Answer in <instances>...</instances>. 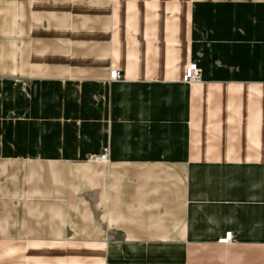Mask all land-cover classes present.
I'll list each match as a JSON object with an SVG mask.
<instances>
[{
	"label": "crops",
	"instance_id": "obj_1",
	"mask_svg": "<svg viewBox=\"0 0 264 264\" xmlns=\"http://www.w3.org/2000/svg\"><path fill=\"white\" fill-rule=\"evenodd\" d=\"M97 1L0 0V243L264 264V0H109L102 27Z\"/></svg>",
	"mask_w": 264,
	"mask_h": 264
},
{
	"label": "rangeland",
	"instance_id": "obj_2",
	"mask_svg": "<svg viewBox=\"0 0 264 264\" xmlns=\"http://www.w3.org/2000/svg\"><path fill=\"white\" fill-rule=\"evenodd\" d=\"M98 5L95 6L97 8V13H98V20H97V24L98 26H103V24L107 25L108 23V14H109V9L110 8V2L109 0H104V2H100L97 1ZM95 18V16H94ZM94 32H93V38L91 39L89 46H93V40H94V46L93 49L94 51L97 50L98 53H96L97 56L102 57L101 52L102 50H105L106 47V43H107V39H108V33L107 34H103L102 31H100L101 29L98 28L97 26H95ZM82 34L78 33V36H82ZM74 34L71 36L72 38ZM70 38V35L67 37V39ZM106 41V42H105ZM75 43V42H73ZM79 47H81L80 45H78ZM85 48V47H83ZM92 158V157H91ZM90 158V160L92 161V159ZM94 161V160H93ZM104 162H109V160L104 161ZM229 234V233H228ZM21 245L18 244H7V243H0V264H24L25 263V254L23 253V249L21 247ZM10 248L14 249V252H12V250L9 251ZM24 254V255H23Z\"/></svg>",
	"mask_w": 264,
	"mask_h": 264
},
{
	"label": "built area",
	"instance_id": "obj_3",
	"mask_svg": "<svg viewBox=\"0 0 264 264\" xmlns=\"http://www.w3.org/2000/svg\"><path fill=\"white\" fill-rule=\"evenodd\" d=\"M200 78H201V69L198 67V65L195 63H191L187 65L184 75V81L187 83L197 82L200 80ZM110 79L113 81H119L122 79V75L119 71L114 70L110 74ZM91 159L100 162L109 160V149L106 148L103 154L99 156H93ZM231 238H232V233H229L227 234L226 238L223 239L221 242L228 243L229 241H231Z\"/></svg>",
	"mask_w": 264,
	"mask_h": 264
}]
</instances>
